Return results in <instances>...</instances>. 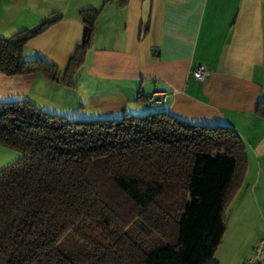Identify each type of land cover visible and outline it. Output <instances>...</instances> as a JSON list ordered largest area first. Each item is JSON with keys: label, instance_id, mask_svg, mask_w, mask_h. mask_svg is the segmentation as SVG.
<instances>
[{"label": "trees", "instance_id": "16d2710c", "mask_svg": "<svg viewBox=\"0 0 264 264\" xmlns=\"http://www.w3.org/2000/svg\"><path fill=\"white\" fill-rule=\"evenodd\" d=\"M99 12L79 11L83 38L63 69L23 55L60 15L0 35V72L73 87ZM256 113L264 119V99ZM0 144L20 152L0 169V264H77L59 248L69 232L91 264H220L227 206L248 167L231 126L165 110L69 119L17 99L0 101Z\"/></svg>", "mask_w": 264, "mask_h": 264}, {"label": "crops", "instance_id": "0c3cea01", "mask_svg": "<svg viewBox=\"0 0 264 264\" xmlns=\"http://www.w3.org/2000/svg\"><path fill=\"white\" fill-rule=\"evenodd\" d=\"M99 8L91 48L73 87L39 72H0V101L28 99L69 119L120 118L156 110L189 121L231 126L246 149L248 167L226 210L216 250L220 264L250 262L264 245V0H0V35L60 19L24 48L67 66L83 38V8ZM209 69L203 81L189 70ZM166 91L163 103L146 96Z\"/></svg>", "mask_w": 264, "mask_h": 264}, {"label": "rangeland", "instance_id": "374dc122", "mask_svg": "<svg viewBox=\"0 0 264 264\" xmlns=\"http://www.w3.org/2000/svg\"><path fill=\"white\" fill-rule=\"evenodd\" d=\"M20 156V152L14 148L0 144V169ZM59 248L68 254L77 264H91L93 252L73 232L67 233L60 241ZM242 262V264H245Z\"/></svg>", "mask_w": 264, "mask_h": 264}, {"label": "built area", "instance_id": "2783aa9c", "mask_svg": "<svg viewBox=\"0 0 264 264\" xmlns=\"http://www.w3.org/2000/svg\"><path fill=\"white\" fill-rule=\"evenodd\" d=\"M189 73L198 81H203L209 74V69L206 65L200 63L190 68ZM149 103L159 104L163 103L167 99L166 91H154L146 96ZM250 262H258L264 264V245L262 241L254 247V254L250 259Z\"/></svg>", "mask_w": 264, "mask_h": 264}]
</instances>
